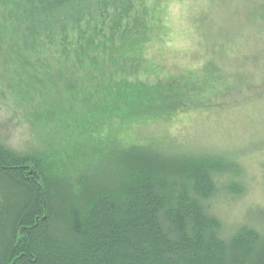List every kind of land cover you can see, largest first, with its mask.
<instances>
[{"label": "trees", "instance_id": "obj_1", "mask_svg": "<svg viewBox=\"0 0 264 264\" xmlns=\"http://www.w3.org/2000/svg\"><path fill=\"white\" fill-rule=\"evenodd\" d=\"M145 1L0 0L4 80L41 128L27 150L0 141V264H264V214L226 231L213 212L244 192L237 161L155 129L264 84V46L241 57L231 29L197 23L207 57L162 73L143 55L162 39ZM251 7L264 33V4Z\"/></svg>", "mask_w": 264, "mask_h": 264}, {"label": "rangeland", "instance_id": "obj_2", "mask_svg": "<svg viewBox=\"0 0 264 264\" xmlns=\"http://www.w3.org/2000/svg\"><path fill=\"white\" fill-rule=\"evenodd\" d=\"M145 2L144 5L154 15L156 23L160 24L158 30L162 39L149 43L143 55L151 66L162 73H187L198 68L207 57L205 48L209 39L205 41L203 37L201 42H195V30L199 28L197 23L201 26L204 22L210 24L211 37L214 29H231V34L235 36H230L236 38L238 45L241 44L240 51H237L241 57L246 52H252L258 43H261L258 46H264V39L260 42L257 38L264 36V33L257 31L256 25H248L244 17L245 12L253 10L251 6L263 5L264 0ZM227 37L228 34L224 35L225 39ZM239 62L229 57L219 60L221 66L232 70L240 68ZM4 64V54H0V141L12 149L27 150L39 143L41 128L26 117L21 107L13 104V87L10 88L7 80H4V76L11 73L7 74L5 70L9 66ZM241 67L244 69L243 65ZM239 84L240 81L231 87L234 91L216 97L221 99L220 107H213L209 112L177 113L167 122L158 121L155 127L161 130V134L168 131L174 137H179V144L185 147L210 149L237 161L241 172L233 181L244 187L243 194L239 197L223 195L212 202L213 212L221 219L226 231L264 214V97L261 100L253 99L258 93L264 95V84L251 86V90L246 91H241ZM242 86L246 87L244 82ZM118 130L120 143L130 138L132 128Z\"/></svg>", "mask_w": 264, "mask_h": 264}]
</instances>
